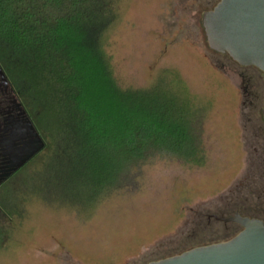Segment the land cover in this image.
Listing matches in <instances>:
<instances>
[{
  "label": "rangeland",
  "instance_id": "1",
  "mask_svg": "<svg viewBox=\"0 0 264 264\" xmlns=\"http://www.w3.org/2000/svg\"><path fill=\"white\" fill-rule=\"evenodd\" d=\"M218 2L114 0L104 35L122 87L147 89L164 77L197 109L202 163L159 155L134 185L90 203H71L54 175L28 165L0 189V264H147L233 237L212 216L258 214L235 204L249 175L248 109L237 63L209 48L202 27ZM257 104L253 118L264 125V90Z\"/></svg>",
  "mask_w": 264,
  "mask_h": 264
},
{
  "label": "trees",
  "instance_id": "2",
  "mask_svg": "<svg viewBox=\"0 0 264 264\" xmlns=\"http://www.w3.org/2000/svg\"><path fill=\"white\" fill-rule=\"evenodd\" d=\"M113 3L0 0V66L46 143L17 175L38 164L71 203L134 185L159 155L198 164L204 157L197 109L172 82L138 89L116 79L104 47Z\"/></svg>",
  "mask_w": 264,
  "mask_h": 264
},
{
  "label": "water",
  "instance_id": "3",
  "mask_svg": "<svg viewBox=\"0 0 264 264\" xmlns=\"http://www.w3.org/2000/svg\"><path fill=\"white\" fill-rule=\"evenodd\" d=\"M202 27L212 51L264 74V0H220L203 14ZM261 114L264 119V107ZM23 115L13 139L18 143L9 147V170L2 181L21 170L46 146L25 110ZM214 219L235 222L242 231L228 241L195 247L147 264H264L263 222L238 214Z\"/></svg>",
  "mask_w": 264,
  "mask_h": 264
},
{
  "label": "flooded vegetation",
  "instance_id": "4",
  "mask_svg": "<svg viewBox=\"0 0 264 264\" xmlns=\"http://www.w3.org/2000/svg\"><path fill=\"white\" fill-rule=\"evenodd\" d=\"M215 1L211 0V2ZM237 66L238 68L232 73L239 79L243 98L242 104L247 102L248 109L243 132L245 130L246 138L244 135V141L245 146H248L249 175L237 185V195L235 194V196L239 202L235 204L239 205V209L255 210L258 214L235 212L232 216L238 214L242 217L257 219L264 224V125L262 122H256L253 118V110L257 108V102L262 98L264 74L253 66H240L238 64ZM23 111L24 108L7 82L0 66V189L19 172L11 174L2 181L9 170V147L12 148L18 143L13 139L17 135L15 132H17L20 122L24 118ZM224 225L226 232L230 235H237L242 231V227L235 222H226Z\"/></svg>",
  "mask_w": 264,
  "mask_h": 264
},
{
  "label": "crops",
  "instance_id": "5",
  "mask_svg": "<svg viewBox=\"0 0 264 264\" xmlns=\"http://www.w3.org/2000/svg\"><path fill=\"white\" fill-rule=\"evenodd\" d=\"M236 83H237V82H236ZM236 85H237V84H236ZM234 87H235V86H234ZM236 108H237V107H236ZM236 124L240 127L241 124H240V122H239V119H237ZM125 263H126V262H125ZM125 263H124V264H125Z\"/></svg>",
  "mask_w": 264,
  "mask_h": 264
}]
</instances>
